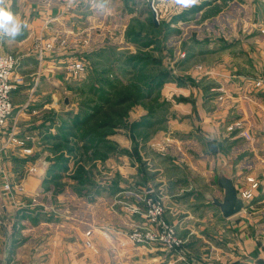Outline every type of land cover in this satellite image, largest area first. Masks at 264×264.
Returning <instances> with one entry per match:
<instances>
[{
	"label": "rangeland",
	"instance_id": "rangeland-1",
	"mask_svg": "<svg viewBox=\"0 0 264 264\" xmlns=\"http://www.w3.org/2000/svg\"><path fill=\"white\" fill-rule=\"evenodd\" d=\"M259 1L198 0L195 6L183 8L174 0H106L107 9L101 12L95 2L79 0L72 15L61 20L60 26L45 29L54 30V35H44L46 38L55 36V43L59 46L62 38L70 41L68 50L84 60L86 69L74 77L61 66L56 111H47L48 121L37 122L29 131L22 130L21 133L19 129L17 132L18 137H32L26 141L27 146L33 147L31 155L23 154L12 145L3 150L0 163L6 174L0 170V228L13 231L21 223L20 206L30 205L29 202H20L22 205L19 206L17 202L25 196L30 163L38 164L37 173L41 170L40 174L31 175L42 180L40 193L44 194L43 203L35 205V200L36 203L27 209L40 217L41 222H50L54 211L60 210L57 194L68 190L61 183L64 177L77 180L73 188L78 194H83L86 190H95L100 181L107 186H112L115 181L121 182L115 172L118 163L142 169L147 166L148 154L160 167L161 172L155 175V179L159 184L163 183V187L155 189L152 174L151 183H146L150 177L145 173L134 174L124 182H141V185L137 184L140 188L125 190L135 200L129 208L143 219L145 199L159 196L168 219L166 184L171 177H197L188 169L184 175L178 169L170 171L169 165L183 163V146L192 154H197L194 153L198 150L197 145L214 147L216 139L210 137L212 129L209 132L203 129L202 119H216L217 111H223L221 130L226 136H223L225 139L221 145L225 150L218 151L215 162L218 168L228 167L231 154L227 153L229 149L226 147L230 136L236 132L245 138L248 145L251 139L246 136L245 132L249 131L244 129L241 121L234 118L228 121L237 113L229 111V103L224 100L228 97L226 86L236 79L239 83H250L252 91L264 90L257 84L259 79L264 81L263 43L258 37L264 34V22H261L264 4ZM58 10L49 12L57 13ZM49 12H43V15ZM73 17L80 24V29L75 31L66 24V21L73 23V19L67 20ZM86 38L89 41L84 43ZM60 52L65 56L62 48ZM239 59L245 73L236 62ZM219 100L222 103L219 104ZM7 127L0 133V147L8 138ZM203 133H208V136ZM170 148L173 151L178 149L177 154H168ZM9 150L14 153L15 168L12 170H7L3 164ZM199 156L202 154H198L197 160H201ZM192 161H195L194 157ZM159 169L156 168V172ZM5 177L12 183L23 182L24 190L13 193L2 190ZM66 182L71 183L69 179ZM4 193L12 205L8 213L14 218L6 215ZM141 221L134 222L129 228H110L109 234L115 237L113 248L132 245L124 234ZM88 231L91 232L89 236ZM94 233L92 227L82 232L84 247L95 249ZM40 237L42 235L38 240ZM87 239L92 241V246L86 245ZM183 241L185 244L186 240ZM142 246L160 247L157 244ZM181 253L183 255V250ZM175 255L183 260L182 256Z\"/></svg>",
	"mask_w": 264,
	"mask_h": 264
},
{
	"label": "crops",
	"instance_id": "crops-1",
	"mask_svg": "<svg viewBox=\"0 0 264 264\" xmlns=\"http://www.w3.org/2000/svg\"><path fill=\"white\" fill-rule=\"evenodd\" d=\"M259 2L264 4V0ZM6 3L12 12L27 25L15 39H0V52L12 53L18 59L14 75L19 84L11 95L16 111L10 117L8 122L10 126L8 125L5 130L9 134L11 131L18 132L19 129L21 133L29 131V128L37 122L39 124L49 120L47 111H56L54 107H58L56 105L61 84L59 70L62 68L64 55L60 52V47H57L55 50L46 51L45 56L40 58L34 48L37 35L41 33L46 36L54 35L53 29L43 30L41 27L44 22L43 12L57 11L58 0H6ZM72 19L73 23L69 24V21H66L69 29L72 31L76 28L80 29V24L75 17L67 20ZM261 22H264V19ZM57 25L60 26L59 24L54 26ZM258 37L263 43L261 46L264 56V34L261 33ZM236 62L245 73V67L242 66L240 59ZM216 69L221 71L220 67ZM226 87L228 97L224 100L229 103V111L237 113L230 116L228 121L231 118L241 121L244 129L252 135L249 145L245 138L236 132L230 136L231 139L227 141L228 147H226L229 149L227 153L231 154L227 174L233 177L234 184L240 193L250 185L247 178L249 176L259 181V187L253 199L247 201L248 205L242 211L229 217L223 215L212 198L215 196L222 199L224 194L218 184L220 168L215 162L218 151L225 150L221 146L225 139L223 136H226L225 131L221 130L224 122L223 111H217L219 113L217 118L213 119L214 121L207 118V122L203 118L202 128L208 132L212 129L210 137L216 139L214 147L207 144L197 145L198 150L194 152L197 154H192L183 146V152L181 151L183 163H170L169 170L177 171L178 169L183 171L184 175V171L188 169L197 177L195 179L184 178V176L178 179L171 177L165 191L166 215L176 226L179 236L186 240L183 260L176 258V253L167 255L157 246L145 248L132 244L127 248L118 246L113 248L115 237L109 234L110 228H129L134 222L144 219L137 212L130 210L129 205L135 200L125 191L129 188L133 190L140 188L137 184L141 185V182H136L137 184L124 182L140 172V175L145 173L150 177L146 183H151L150 174H152V182H154L152 184L156 187L155 189L160 190L163 187V183L159 184L155 179V175L161 172L160 167L156 166L157 163L148 154L147 166L136 169L130 166L125 167L123 163L117 162L115 172L121 182L115 181L112 186H107L108 184L104 181H100L95 190L89 189L83 194H78L73 188L77 185V180L64 177L61 183L68 187V190L65 189L57 194L60 210L54 211V217L50 222L48 220L41 222L43 220L40 217L27 209L33 202L36 203L35 200L37 201L35 205L43 203L44 194L40 193L43 187L40 183L42 180L31 174L28 175L25 180V196L17 202L19 206L22 205L20 202H29L30 205L20 206L22 207L19 214L21 223L13 231L0 228V263L253 264L252 258L264 257V90L253 89L255 91H252L250 83H239L236 79L230 81ZM220 102L222 103V100H219V104ZM204 135L208 136V133ZM177 151L178 149L173 151L170 148L168 154L174 155ZM198 154H202V157L199 156L201 160H197ZM13 155L14 153L9 150L4 156L3 164L7 170L15 168ZM170 155H168L170 158H174ZM193 157L195 161H192ZM192 163L195 167H191ZM156 168L159 172H156ZM40 173L41 170L35 175ZM67 179L71 183H67ZM3 197L7 205L6 215L8 218L9 216L14 218L13 214L8 213L12 205L6 193ZM90 227L95 231V249L84 247L82 242V232ZM41 235L42 238L38 240ZM42 254L45 256L41 257ZM32 258H35L33 263Z\"/></svg>",
	"mask_w": 264,
	"mask_h": 264
},
{
	"label": "built area",
	"instance_id": "built-area-1",
	"mask_svg": "<svg viewBox=\"0 0 264 264\" xmlns=\"http://www.w3.org/2000/svg\"><path fill=\"white\" fill-rule=\"evenodd\" d=\"M60 8L57 13L49 12L44 16L42 29H50L55 27L54 23L60 24L61 20L72 15V12L77 7L79 0H59ZM92 3L95 0H91ZM84 43L89 41L88 38L83 40ZM56 37L46 38L43 33L39 34L35 38V52L40 58L45 56L46 51L55 50L58 47L62 48L66 53L62 67L71 76L78 77L86 69V64L80 56L72 54L68 50V42L65 39L60 40V45L56 43ZM74 52V51H73ZM76 52V51H75ZM18 64V59L15 55L9 52H0V133L3 132L4 128L7 127L10 117L14 112V106L12 103V92L18 87L19 81L15 80L14 71ZM64 64V65H63ZM258 86L264 89V81L259 79L257 82ZM248 138H252L249 132H245ZM6 143L0 147V159L2 157V152L7 146L18 147L21 152L25 155H31L33 152L32 146H27L26 141L32 139L30 135H26L24 138L18 137V133L11 131L8 135ZM30 163L28 170L31 172L29 174L38 172V164ZM0 170L4 171L3 166L0 163ZM6 174V173H5ZM248 181L251 183L250 187H246L241 190V194L246 201L253 199L255 196V191L259 187V181L254 177H248ZM2 190L13 193L14 191L20 192L24 190L23 182L12 183L8 177H5L3 182ZM1 195V194H0ZM146 201V212L143 221L136 223L130 232L124 234L125 239H129L134 245H146L150 246L152 244H157L167 253H177L182 255L184 241L176 232V227L172 224L165 216V205L161 198L158 196H149ZM124 233V232H123ZM122 233V235H123ZM91 232H87L89 236ZM87 246H92V241L90 239L86 240Z\"/></svg>",
	"mask_w": 264,
	"mask_h": 264
},
{
	"label": "water",
	"instance_id": "water-1",
	"mask_svg": "<svg viewBox=\"0 0 264 264\" xmlns=\"http://www.w3.org/2000/svg\"><path fill=\"white\" fill-rule=\"evenodd\" d=\"M227 172L228 167L225 166L220 168L218 172V184L223 189V198L212 197L213 202L221 209L225 217L239 213L248 205L242 194L238 192L233 177ZM251 262L253 264H264V257L252 258Z\"/></svg>",
	"mask_w": 264,
	"mask_h": 264
},
{
	"label": "clouds",
	"instance_id": "clouds-1",
	"mask_svg": "<svg viewBox=\"0 0 264 264\" xmlns=\"http://www.w3.org/2000/svg\"><path fill=\"white\" fill-rule=\"evenodd\" d=\"M174 3L183 8H190L195 6L198 0H174ZM95 5L101 12L107 9L106 0H95ZM26 27L27 25L8 7L6 0H0V39H15Z\"/></svg>",
	"mask_w": 264,
	"mask_h": 264
}]
</instances>
